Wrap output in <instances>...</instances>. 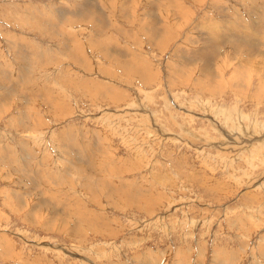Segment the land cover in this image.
<instances>
[{
  "label": "rangeland",
  "instance_id": "1",
  "mask_svg": "<svg viewBox=\"0 0 264 264\" xmlns=\"http://www.w3.org/2000/svg\"><path fill=\"white\" fill-rule=\"evenodd\" d=\"M259 60L264 0H0V264H264Z\"/></svg>",
  "mask_w": 264,
  "mask_h": 264
},
{
  "label": "bare ground",
  "instance_id": "2",
  "mask_svg": "<svg viewBox=\"0 0 264 264\" xmlns=\"http://www.w3.org/2000/svg\"><path fill=\"white\" fill-rule=\"evenodd\" d=\"M157 1V0H156ZM114 2V1H113ZM157 5V4H156ZM158 6V5H157ZM86 15V14H85ZM63 16V15H62ZM104 16V15H103ZM69 37V36H68ZM237 47V44H235V48ZM54 51V50H53ZM64 52V51H63ZM34 53V52H33ZM186 57V56H185ZM219 57V56H218ZM215 58H217V57H215ZM198 59V58H197ZM199 59L200 60H203L204 58L203 57H201V55H200V57H199ZM189 60V59H188ZM193 60V59H192ZM213 60V59H212ZM256 62V61H255ZM205 63H207V64H205L204 66H203V69H204V67H205V72L207 73V77H214V78H216V75L213 73V71H211V66H209V62L205 59ZM254 63V62H253ZM253 63H252V65H253ZM255 68H258V69H260V70H264V61H262V60H259L258 61V66H257V62H256V65L254 66ZM252 68V67H251ZM5 69V68H4ZM24 69V68H23ZM26 69V68H25ZM205 73V74H206ZM240 82H241V85H242V90H243V88L246 86V83H245V81H242V80H240ZM7 85V84H6ZM210 108V107H209Z\"/></svg>",
  "mask_w": 264,
  "mask_h": 264
}]
</instances>
